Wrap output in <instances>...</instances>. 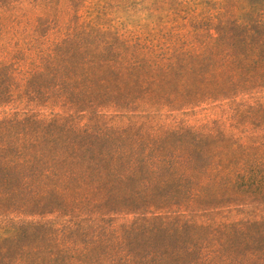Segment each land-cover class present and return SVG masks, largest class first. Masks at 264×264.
Returning <instances> with one entry per match:
<instances>
[{"label": "rangeland", "instance_id": "374dc122", "mask_svg": "<svg viewBox=\"0 0 264 264\" xmlns=\"http://www.w3.org/2000/svg\"><path fill=\"white\" fill-rule=\"evenodd\" d=\"M46 1L20 13L19 0H0V220L20 233L1 242L0 264L21 252L32 262L25 245L43 249L32 233L58 220L116 229V264H264V184L177 199L122 150L176 112L264 93V0H86L78 15L102 11L112 29L93 28L89 59L74 40L68 62L67 0ZM122 27L166 59L182 44L198 60L231 52L237 83H183L122 43ZM116 251L97 241L87 254Z\"/></svg>", "mask_w": 264, "mask_h": 264}, {"label": "trees", "instance_id": "16d2710c", "mask_svg": "<svg viewBox=\"0 0 264 264\" xmlns=\"http://www.w3.org/2000/svg\"><path fill=\"white\" fill-rule=\"evenodd\" d=\"M86 0H67L68 33L64 38L66 62L69 61L74 40L83 58L91 57V50L101 41H91L97 31L93 28H109V25L95 18L78 15ZM46 0H19L16 12L46 7ZM97 8V9H96ZM92 9L99 10L98 6ZM103 10V9H101ZM6 13V12H5ZM0 14V22L3 15ZM76 25L78 33L73 35L70 26ZM5 27L0 24V31ZM109 29H112L111 26ZM119 32V31H118ZM116 32V33H118ZM122 43L136 46L139 57L147 65L176 71L179 80L186 84L213 83L233 85L237 83L238 65L232 60V53L209 55L203 60L196 59L187 44H182L166 59L154 50L157 41H131L129 32L120 29ZM141 34V31H139ZM57 34V33H56ZM140 40V38H138ZM47 44V41L44 42ZM151 43V44H150ZM56 54V45H49ZM0 52H5L0 47ZM56 56V55H55ZM127 150L146 164L150 175L149 185H155L166 195L177 199H193L204 193L219 192L264 184V93L257 96H243L225 99L213 104L176 112L167 119L154 124L149 129L129 136ZM126 152V151H125ZM10 233L9 235H7ZM117 230L107 227L90 228L76 226L64 220L49 221L45 230L32 233L43 249L25 248L34 260L27 264H37L42 252H54L56 264H116L124 251L118 243ZM20 237L14 229H7V222L0 220V248L2 241L12 242ZM97 241L114 245L115 254L88 256L87 250ZM15 251V250H14ZM23 252L15 256V262L25 264Z\"/></svg>", "mask_w": 264, "mask_h": 264}]
</instances>
